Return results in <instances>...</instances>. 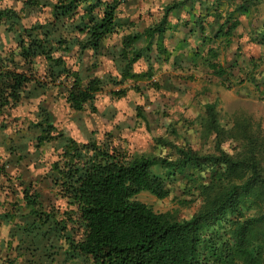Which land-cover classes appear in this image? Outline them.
Wrapping results in <instances>:
<instances>
[{"label": "trees", "instance_id": "1", "mask_svg": "<svg viewBox=\"0 0 264 264\" xmlns=\"http://www.w3.org/2000/svg\"><path fill=\"white\" fill-rule=\"evenodd\" d=\"M194 1L198 0L175 1L163 9L154 26L122 36L117 55L123 67L116 86L151 82L153 72L137 73L135 66L153 48L164 61L171 60L165 45L167 33L182 24L178 19L174 25L171 17ZM262 1L213 0L199 14L193 8L191 19L182 26L198 30L205 53L187 51L191 62L204 64L229 84L233 77L238 82L232 68L240 65V48L235 65L226 67L220 58L242 26L240 17L249 16ZM123 3L24 0L21 11L0 10V24L15 42L9 52L0 55V142L6 153L0 157V224L11 228L10 238L16 239L18 253L8 264H18L25 238L33 245V256L43 246L42 264L53 256L45 252L54 248L57 239L64 244L68 260L81 259L82 264H264V136L254 132L251 122L239 121L230 131L229 138L238 144L233 154L222 149L201 154L158 139L157 143L177 152L175 159L132 154L114 145L111 136L104 142L80 144L57 126L51 98L62 97L73 111L84 112L107 89L99 76L84 78L68 57L74 53L96 57L106 51L105 42L126 26L120 19ZM46 8L51 19L29 27L22 24L21 14L31 18ZM255 29L253 42L264 46V18ZM142 41L144 46L139 48ZM248 63L255 71L240 81L253 84L264 97V69L258 71L264 58H250ZM128 92L119 88L107 94L123 99ZM32 99H38L35 120L19 124L15 111ZM207 115L208 134L221 136L215 105L207 106ZM48 145H58L59 153L57 160L43 166V174L28 184L22 182L23 175L11 174L9 169L20 171L23 164L30 173L36 160L40 169ZM178 178L185 184L184 195L201 202L190 219L157 213L137 200L144 192L159 200L169 198ZM47 189L65 207H48L43 200Z\"/></svg>", "mask_w": 264, "mask_h": 264}, {"label": "rangeland", "instance_id": "2", "mask_svg": "<svg viewBox=\"0 0 264 264\" xmlns=\"http://www.w3.org/2000/svg\"><path fill=\"white\" fill-rule=\"evenodd\" d=\"M23 1L0 0V10L10 8L21 11ZM175 1L179 0H124L120 19L126 26L105 42L106 51L104 49L105 52H101L96 57L93 53L82 56L74 53L68 57L69 64L79 70L84 78L99 76L106 84L107 89L95 103L89 105L82 113L73 111L62 97H58L57 100L50 99L49 105L55 122L66 136L75 139L80 144L90 140L104 142L111 136L110 139L114 145L130 151L132 154L148 153L172 159L176 158L177 152L171 147L157 143L158 139L186 150L191 148L201 154L218 153L221 149L233 154L238 144L229 138V133L239 125L236 124L237 122L248 120L251 122L254 132L260 131L264 136V97L260 95L253 84L241 82L245 74H252L255 71L248 60L264 58V46L253 42V38L256 37L253 34L255 28L264 18V1L260 2L249 16L240 17L242 26L238 29L233 44L228 50L222 52L220 58V63L226 67L232 63L235 65L237 56L235 53L237 48H240L237 51L243 56L240 65L232 68V73L239 77L238 82L235 77L231 78L233 82L230 84L227 81H222L213 75L207 67H204V64L197 66L186 55L187 51L205 53V47L196 25H191L193 29L197 30L196 32L182 26L184 21L191 19L190 16L193 15L191 12L205 13L206 2H213V0H198L188 4L171 17L174 25L179 20L182 23L175 32L167 33L165 45L167 50L172 53L171 60L164 61L158 55L156 48H153L146 52L144 58L135 66L137 73L152 71L151 82L145 80L142 84H136L128 81L120 86L115 85L116 81L121 78L123 67L117 55L122 36L129 33H143L146 28L154 26L160 21L163 9ZM21 16L22 24L25 27H29L37 21L46 22L51 19L48 8L43 10L40 15L35 13L31 18H24L23 14ZM216 25L217 23L214 22V28ZM144 43L142 41L138 47L142 48ZM182 45L186 46V50H181ZM110 51H114V54H111ZM263 69L264 64L258 71H263ZM153 84H157L160 89H157ZM135 87H140V91L134 90ZM119 88L129 89L124 99H114L107 94L109 90ZM209 104L216 107L218 124L223 131L221 136L215 133L208 134L206 130L205 118L208 117L207 106ZM36 110V103L24 104L19 108L16 111V115L22 119L19 124L35 120ZM139 114L143 116L141 117ZM58 153V145L57 148L56 145L46 146L40 171L37 168L40 164L38 160L34 164L31 163L32 165L30 164V173H27L24 168L25 164L19 167L20 171L9 170L14 176L23 175L22 182L28 184L43 174L44 165L48 167L57 160ZM0 157H6L3 149H0ZM177 180L172 185L173 192L169 198L159 200L144 192L137 197V200L146 203L157 213L169 212L179 220L190 219L201 207V202L191 199L190 196H185V184L180 182L181 178ZM44 197V202L50 208L65 207V203L58 200L50 189H47ZM7 235L8 230L0 227V239L6 238ZM53 244L54 248L45 253L46 256L47 253L56 255L55 260L53 256H50L49 260L44 261L43 264H82L81 259L71 262L68 260L69 256L67 257L65 248H62L64 244L58 239ZM32 246L30 239L25 238L22 250L23 260L20 261V264H27L29 261L31 264H42L39 261V255L43 246L38 252H34L35 256L31 254L34 251Z\"/></svg>", "mask_w": 264, "mask_h": 264}, {"label": "crops", "instance_id": "3", "mask_svg": "<svg viewBox=\"0 0 264 264\" xmlns=\"http://www.w3.org/2000/svg\"><path fill=\"white\" fill-rule=\"evenodd\" d=\"M4 27H5L4 25L0 24V55H4L6 52H8L9 50H11L15 46V44H14L15 42L13 41V37L11 38V37H9L7 35L6 28H4ZM111 98H113V97H111ZM36 100H38V99H32L31 102H30V104L36 103V105H37L38 104V101H36ZM26 104H29V103H26ZM21 107H23V105L20 106L19 108H21ZM16 111H15V114L14 115H15V117L19 121H21L22 119H20V116L16 115ZM11 132L12 131L10 130L9 133H11ZM1 133L2 132L0 131V140L3 138V136L1 135ZM0 148L1 149H4L3 148V144L1 142H0ZM42 161H44V158H43ZM39 171H40V169H39ZM0 227H3L5 230H8L7 237L0 239V264H8V262H11L14 258L16 259L18 257V255H17L18 253L16 252V249L17 248H15L16 247V244H17V241L15 239V242H13V240L10 238V229H11L10 227L5 226V225H1V224H0ZM9 241H11V242H9ZM22 260H23L22 257L19 258L18 264H20V261H22Z\"/></svg>", "mask_w": 264, "mask_h": 264}]
</instances>
